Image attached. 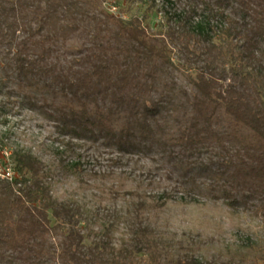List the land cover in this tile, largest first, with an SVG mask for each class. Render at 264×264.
<instances>
[{
  "label": "trees",
  "instance_id": "16d2710c",
  "mask_svg": "<svg viewBox=\"0 0 264 264\" xmlns=\"http://www.w3.org/2000/svg\"><path fill=\"white\" fill-rule=\"evenodd\" d=\"M126 1L143 15L0 0V73L51 110L66 148L93 139L113 163L150 155L162 170L93 207L55 196L46 163L15 151L13 180L0 178V264H240L165 247L155 221L188 182L264 218V0ZM153 12L159 32L143 24Z\"/></svg>",
  "mask_w": 264,
  "mask_h": 264
},
{
  "label": "rangeland",
  "instance_id": "374dc122",
  "mask_svg": "<svg viewBox=\"0 0 264 264\" xmlns=\"http://www.w3.org/2000/svg\"><path fill=\"white\" fill-rule=\"evenodd\" d=\"M103 8L126 20L141 17L145 6L126 0H99ZM150 31L161 30L158 12L143 21ZM176 60V59H174ZM193 70L181 69L179 79L191 89ZM0 73V166L12 165L17 150L41 158L51 174L52 191L60 199L95 206L111 205L115 192L148 186V178L162 173L155 157L140 154L137 160L113 163L115 152L99 141L89 139L70 150L67 134L53 119L51 110L37 101L32 89L25 96ZM30 100H33L31 102ZM6 151L8 154H6ZM78 163V167L73 164ZM147 169L151 171L147 173ZM139 176V177H137ZM138 178V179H136ZM160 186L170 188L171 179ZM201 192V191H200ZM190 182L172 191V198L155 221L171 254L193 251L201 260L234 257L240 264L264 259V218L253 216L242 206H229L201 195ZM151 219L152 213L148 215Z\"/></svg>",
  "mask_w": 264,
  "mask_h": 264
},
{
  "label": "built area",
  "instance_id": "2783aa9c",
  "mask_svg": "<svg viewBox=\"0 0 264 264\" xmlns=\"http://www.w3.org/2000/svg\"><path fill=\"white\" fill-rule=\"evenodd\" d=\"M4 152L8 154L6 151ZM14 176L15 172L12 165H3V167L0 166V178H7L9 180H13Z\"/></svg>",
  "mask_w": 264,
  "mask_h": 264
}]
</instances>
